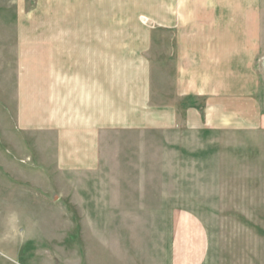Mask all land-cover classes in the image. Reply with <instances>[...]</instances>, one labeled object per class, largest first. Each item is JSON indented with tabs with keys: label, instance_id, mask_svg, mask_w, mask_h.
I'll return each instance as SVG.
<instances>
[{
	"label": "rangeland",
	"instance_id": "rangeland-1",
	"mask_svg": "<svg viewBox=\"0 0 264 264\" xmlns=\"http://www.w3.org/2000/svg\"><path fill=\"white\" fill-rule=\"evenodd\" d=\"M107 1L106 18L114 20L108 13L114 0ZM256 1L262 45L254 67L264 87V0ZM70 2L0 0V264H264L263 125L244 128L237 116L233 126L199 131L147 128L140 113L131 131L109 126L121 110L107 109L100 156L77 150L74 159L58 158L74 165L66 170L57 166L61 131L49 123L19 124L18 38L26 40V54H35L33 44L67 22ZM145 17L138 15L141 26L118 37L133 43L118 47L122 57L108 45L104 62H84L89 71L105 66L108 107L136 82L142 91L149 76L126 58L139 53L141 61L151 38L162 37ZM58 29L52 36L64 37ZM107 37L116 36L108 30ZM153 48L159 62L174 63L164 46ZM43 57L38 64L50 67ZM59 63L70 70L79 61ZM157 70L149 82L160 92L166 80ZM43 72L35 81L49 100L50 77ZM70 105L72 117L79 110ZM75 119L68 120L80 123Z\"/></svg>",
	"mask_w": 264,
	"mask_h": 264
},
{
	"label": "crops",
	"instance_id": "crops-1",
	"mask_svg": "<svg viewBox=\"0 0 264 264\" xmlns=\"http://www.w3.org/2000/svg\"><path fill=\"white\" fill-rule=\"evenodd\" d=\"M111 3L108 8L112 11L108 13L117 15L114 20L106 18L107 0H71L67 22L61 29L56 28L65 31L64 37L52 36L56 29L51 27V37L40 38L33 44L35 54H26V40L18 38L19 124L41 128L49 123L61 131L56 135L57 166L73 168L74 165L58 158L74 159L77 150L86 151L84 155L89 158L100 156V133L108 126L107 109L121 110L119 119L109 126L131 131H137L140 113L146 118L147 128L159 125L199 131L233 126L237 116L244 128L264 126V87L254 67L262 45L256 0H114ZM124 13L129 16L123 17ZM140 14L146 15L162 37H150L152 46L141 61L139 53L134 57L129 53L126 58L136 63L133 69L139 64L148 68L149 76L142 84V91L136 82L119 96L115 106L108 107L105 66L89 71L84 62L94 59L104 62L108 45L115 46V55L122 57L126 52L122 54L118 47L133 43L118 37L124 29L141 26L137 20ZM108 30L113 31L115 39L108 40ZM66 46L65 52L57 48ZM156 46H164L163 55L174 63L159 62L153 51ZM70 53L79 57L71 58ZM59 54L66 57L59 58ZM43 56L50 62V67L44 65L48 70L38 64L43 62ZM71 59L79 64H72L70 70L65 69L67 64L59 63ZM28 63H34L29 71ZM157 69L163 71L166 80L160 92L149 82ZM43 71L46 78L50 77L49 100L41 82L35 81V77L45 76ZM31 76L34 86L30 85V79L28 86L27 78ZM70 104L79 110L75 117H70ZM47 110L49 114L45 113ZM75 118L80 123L68 120ZM81 155L84 156H78Z\"/></svg>",
	"mask_w": 264,
	"mask_h": 264
}]
</instances>
